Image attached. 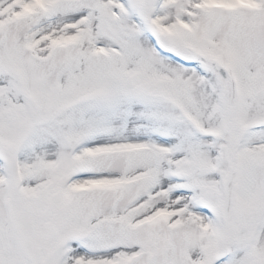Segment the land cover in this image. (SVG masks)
<instances>
[{
    "label": "snow or ice",
    "instance_id": "obj_1",
    "mask_svg": "<svg viewBox=\"0 0 264 264\" xmlns=\"http://www.w3.org/2000/svg\"><path fill=\"white\" fill-rule=\"evenodd\" d=\"M0 264H264V0H0Z\"/></svg>",
    "mask_w": 264,
    "mask_h": 264
}]
</instances>
